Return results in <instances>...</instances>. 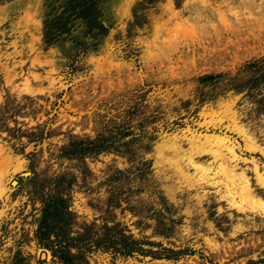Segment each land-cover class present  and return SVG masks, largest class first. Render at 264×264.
<instances>
[{
	"label": "rangeland",
	"instance_id": "1",
	"mask_svg": "<svg viewBox=\"0 0 264 264\" xmlns=\"http://www.w3.org/2000/svg\"><path fill=\"white\" fill-rule=\"evenodd\" d=\"M59 1L0 0V100L32 96L34 112L16 124L43 130L20 141L0 130V264H63L34 237L40 194L58 191L80 224L110 216L183 251L90 248L87 264H264V112L227 84L264 56V0H154L138 7L140 24L137 0H95L92 20L106 28L86 31L79 16L45 42L43 15ZM98 135L107 146L98 152L59 150ZM59 174L69 183L52 182ZM153 193L171 207L156 211ZM156 217L168 236L151 232Z\"/></svg>",
	"mask_w": 264,
	"mask_h": 264
},
{
	"label": "trees",
	"instance_id": "2",
	"mask_svg": "<svg viewBox=\"0 0 264 264\" xmlns=\"http://www.w3.org/2000/svg\"><path fill=\"white\" fill-rule=\"evenodd\" d=\"M153 1H136L132 6L134 23L140 24L143 21L142 18H144L142 12H137V10ZM94 3L95 0H61L58 4L51 5V8L57 10L53 13L47 10L43 15V40L45 42L54 40L69 29L70 26L66 25L68 20L79 16L86 21V31L94 28L95 34L100 33L99 31L102 28H106V26L92 20L90 12ZM243 70H246L248 73L243 82L240 78V73L236 72L234 75H231L230 81L227 84L232 85L234 90H246V94L250 95L256 103L255 110L264 112V93L261 90L264 86V56L244 62ZM220 75L221 73L219 72L214 74L207 73L201 75L200 78L205 81V79L216 78ZM240 80L241 82H238ZM255 95L257 96L255 97ZM33 102V97L28 94H21L18 97L15 94L5 92L0 100V130L4 129L7 134L17 138L18 141H20L22 134H25L28 138H32L31 135H34L35 139H41L43 130L39 129L38 133H35L32 130H28L32 125L22 129L20 125L16 124L18 121L20 124L24 123L22 120L16 118L17 115L34 112ZM9 121H12L13 124L9 125ZM102 140L103 136L101 135L94 138H70L59 147V150L64 155L98 152L107 148ZM21 143L19 144L21 145ZM142 163L141 168L145 164L147 165V161H142ZM117 171L120 172V170ZM140 175L141 177L144 176V174ZM52 182L55 184H68L69 180L65 181L63 174H59ZM153 194L158 207L156 211L160 212L161 208L168 210L171 207V204L167 203V199L162 194ZM39 201L40 207L36 218L34 237L38 244L48 248L51 255L57 257L63 264H87L84 252L90 248L110 250L121 255H130L136 252L156 258H176L183 252L182 248L162 245L160 240L148 239L144 236L135 237L127 231L124 224H121L119 220L110 216L102 217L99 224H96L94 221L78 223L74 212L69 208L68 195L64 192H51L47 195L40 194ZM108 206L112 207L111 204H108ZM133 213L136 212L133 211ZM167 218L171 219V222L174 220V218L168 216ZM155 220L151 232L163 237L168 236L170 234V224L164 222L160 217H156ZM135 224L138 225V220H136ZM74 225L76 226L73 227ZM154 246L156 247L153 248Z\"/></svg>",
	"mask_w": 264,
	"mask_h": 264
},
{
	"label": "bare ground",
	"instance_id": "3",
	"mask_svg": "<svg viewBox=\"0 0 264 264\" xmlns=\"http://www.w3.org/2000/svg\"><path fill=\"white\" fill-rule=\"evenodd\" d=\"M228 151L232 154V156L235 155L231 147H228ZM221 169H222V171L224 172V174L226 175L227 178L234 180V174L235 173L234 174L231 173L232 169L230 167L221 166ZM232 183H234V182H232ZM249 187L250 186H248L247 179H243V181H241V186H240L241 191L244 192V193H248Z\"/></svg>",
	"mask_w": 264,
	"mask_h": 264
}]
</instances>
